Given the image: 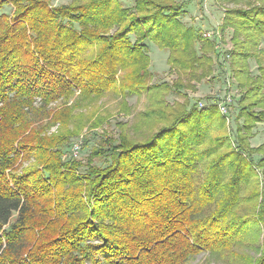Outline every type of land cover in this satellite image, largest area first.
Masks as SVG:
<instances>
[{
  "label": "trees",
  "instance_id": "16d2710c",
  "mask_svg": "<svg viewBox=\"0 0 264 264\" xmlns=\"http://www.w3.org/2000/svg\"><path fill=\"white\" fill-rule=\"evenodd\" d=\"M175 1L55 9L0 0V264H193L202 252L264 264V143L251 145L264 122V0L222 19L243 87L237 147L215 102L181 109L144 141L106 137L84 162L63 160L69 137L41 135L30 120L38 100L48 107L158 88L150 40L169 49L170 68L209 64ZM7 3L14 13L1 11Z\"/></svg>",
  "mask_w": 264,
  "mask_h": 264
},
{
  "label": "rangeland",
  "instance_id": "374dc122",
  "mask_svg": "<svg viewBox=\"0 0 264 264\" xmlns=\"http://www.w3.org/2000/svg\"><path fill=\"white\" fill-rule=\"evenodd\" d=\"M53 8L69 5L72 0H48ZM132 6L134 0H122ZM173 2V0H162ZM183 7L182 21L193 27L194 48L197 55L209 59L203 67L185 69L170 68L169 49L162 47L157 40L149 41L151 72L150 82L159 85L150 92L122 96L114 91L100 97L85 98L80 95L72 101H54L44 107L38 100L29 110L34 127L45 129L41 135H66L69 143L64 147L63 160L76 159L86 161L93 147L102 144V139L112 136L115 139L126 135L131 141H144L150 138L163 125L168 123L181 109H190L193 105L204 107L211 102L217 103L226 116L228 131L232 135L231 143L237 147V113L239 98L243 87L238 78L233 77L230 53L234 48L231 41L232 29L222 30L224 12L231 9H249L263 5V0H176ZM174 3V2H173ZM16 7L7 3L1 11L14 13ZM200 36L201 38H198ZM264 46V45H263ZM202 60V59H201ZM251 73L258 75L259 63L250 59ZM210 65V66H209ZM66 105V106H65ZM51 112L50 116L48 113ZM230 129V130H229ZM251 137L252 147L264 143V122L255 128ZM79 145L78 152L73 150ZM259 159V155H255ZM105 164L102 158L95 159ZM231 257V256H230ZM202 252L192 259L193 264H238Z\"/></svg>",
  "mask_w": 264,
  "mask_h": 264
},
{
  "label": "built area",
  "instance_id": "2783aa9c",
  "mask_svg": "<svg viewBox=\"0 0 264 264\" xmlns=\"http://www.w3.org/2000/svg\"><path fill=\"white\" fill-rule=\"evenodd\" d=\"M80 148V146L79 145H75L74 146V148H73V150L75 151V153H77L78 152V149Z\"/></svg>",
  "mask_w": 264,
  "mask_h": 264
}]
</instances>
